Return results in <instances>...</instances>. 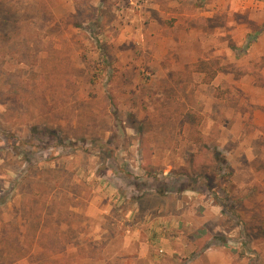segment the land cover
<instances>
[{
  "label": "rangeland",
  "instance_id": "rangeland-1",
  "mask_svg": "<svg viewBox=\"0 0 264 264\" xmlns=\"http://www.w3.org/2000/svg\"><path fill=\"white\" fill-rule=\"evenodd\" d=\"M0 264H264V0H0Z\"/></svg>",
  "mask_w": 264,
  "mask_h": 264
},
{
  "label": "crops",
  "instance_id": "crops-1",
  "mask_svg": "<svg viewBox=\"0 0 264 264\" xmlns=\"http://www.w3.org/2000/svg\"><path fill=\"white\" fill-rule=\"evenodd\" d=\"M134 211H137V210H134ZM165 216V215H164ZM164 216H163V218H164ZM167 216V215H166ZM196 219V218H195ZM161 220V221H160ZM194 220V219H193ZM196 220H198V219H196ZM195 220V221H196ZM143 221H141V222H139L138 224H135L134 226H132V227H130V229L127 231L128 233H131L132 231H133V235H134V237H136V238H141V236H140V234H141V232H140V230L139 229H142V227H140L139 225L142 223ZM146 223H147V228H145V232L147 233L146 235H147V238H146V240H148V237H149V239H151V237H154L156 234L155 233H151V231H149V229L150 228H153V227H155V224H161V222L163 223V225L161 226V225H159V226H157V227H155V229L154 230H157L158 232H160V235L162 236V237H170V238H174L175 237V235L176 234H174L173 232H170V230H172L171 229V225L172 224H169L167 221H163V219L162 218H159L158 220H156V219H154V220H151V219H146V221H145ZM144 223V222H143ZM185 223H186V225H190V224H192L191 222H190V220H185ZM145 224V223H144ZM169 224V225H168ZM162 232H163V234H162ZM177 233V232H176ZM158 236V235H157ZM146 237V236H145ZM149 241V240H148ZM163 241H164V245L162 246V248H163V250H165V252L168 254V255H170V256H172V254H174V251L171 249V248H169L168 247V245H167V241L168 240H164L163 239ZM146 247V246H145ZM148 248V247H147ZM148 249H146V250H141L140 251V253L142 254L141 256H146L147 254H146V251H147ZM213 250L214 249H211V248H209V249H207V253L210 255V256H213L214 255V253H213ZM161 251H162V249H161ZM168 258V257H167ZM153 259L154 260H160L161 258L157 255H153ZM212 259V258H211Z\"/></svg>",
  "mask_w": 264,
  "mask_h": 264
}]
</instances>
